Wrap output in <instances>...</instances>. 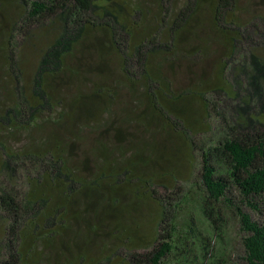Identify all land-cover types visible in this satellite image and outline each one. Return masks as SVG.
<instances>
[{
	"label": "trees",
	"instance_id": "1",
	"mask_svg": "<svg viewBox=\"0 0 264 264\" xmlns=\"http://www.w3.org/2000/svg\"><path fill=\"white\" fill-rule=\"evenodd\" d=\"M100 1L0 0V264H85L90 250L105 264H163L186 245L188 236L181 242L171 232L169 227L178 228L172 211L156 195L158 187L169 188L155 178L159 170L128 167L133 155L149 166L148 141H139L144 132H163L175 157L188 151L190 167L200 151L204 217L217 236L227 234L233 218L245 233L240 264H264V219L251 215L264 211V119L255 125L250 114L241 119L239 112L245 103L257 106L259 86L250 89L252 75L244 78L239 68L264 36V0H185L179 8L175 0ZM70 14L84 22L66 36ZM201 14L208 22L199 18L200 27L191 26ZM9 20L15 25L8 35L3 24ZM42 27L51 34L39 43L35 33ZM16 29L24 34L22 54ZM185 30L195 42L182 41ZM177 43L179 56L202 61L214 52L225 63L224 71L216 68L218 60L206 71L222 80L208 86L198 105L188 98L172 101L193 83L174 82ZM78 48L87 51L83 63ZM66 65L70 80L58 74ZM230 94L235 103L226 100V111ZM181 108L193 109L191 121L179 117ZM213 115L221 117L225 133L206 148L196 138L209 131ZM169 163L163 175L178 180ZM128 174L142 181L125 189L121 182ZM148 205H155L151 232L141 218L134 226L135 210ZM226 256L208 255L203 264H228L233 257Z\"/></svg>",
	"mask_w": 264,
	"mask_h": 264
},
{
	"label": "rangeland",
	"instance_id": "2",
	"mask_svg": "<svg viewBox=\"0 0 264 264\" xmlns=\"http://www.w3.org/2000/svg\"><path fill=\"white\" fill-rule=\"evenodd\" d=\"M175 1H176V6H178L177 8L182 7L185 2V0H175ZM190 1L193 0H187V4H189ZM100 2L106 3L108 2V0H101ZM10 9L11 11H14L13 7H11ZM204 16L203 14L194 15L189 21V24L193 27H200L199 22L201 21V19L204 23L208 22V20L204 19ZM229 16L230 14L227 15V18ZM243 17L244 19H246L247 22L248 19L246 18V16ZM123 18L125 19L127 18V16H123ZM199 18L201 19L199 20ZM83 22L84 20L78 19L70 14L69 19H66L64 23L67 25V28H65V35L70 36L72 33L76 31V29L79 28L81 24H83ZM57 24L55 23L52 26L53 27L52 37L58 33L59 26ZM13 25H15V20H9L8 23L3 24V28L6 31L8 30V35ZM150 28H151L150 26L145 27V30L142 32V34H145ZM262 31H264V27L262 28ZM15 32H16V39L19 41V45H20L19 47L22 54V47H24L26 44L25 41L23 40L24 34L22 32H19L17 29L15 30ZM50 34H51L50 29L42 27L39 30H37L35 36L40 43L44 38H46L47 35ZM181 38L182 41L185 42L186 44H190L193 41L195 42V40L192 38V35L188 30H185L181 34ZM260 41L261 42H258V44H256L253 47L252 52L248 53V55L245 56L246 63H243L242 66L239 68V73H242V75H244V78H248L249 76L247 74L249 73L252 75L253 83L250 86V89L257 86H259L260 89L257 92L258 94V98H256L257 106L251 108L248 103H245L243 104L242 107L243 109L239 110L241 114L240 116L241 119H244V116L246 117L248 116V114H250L249 116H251V118L254 121H256L254 123L255 125H258L257 123L258 120L264 119V108H263L264 106H261L264 104V76H263L264 36H261ZM135 42L136 44H138L140 40H135ZM153 44H149L148 48H151ZM182 49H183L182 46L177 43L173 50V54L174 56H176L174 63L178 69V72L173 74L172 77L175 83L179 82L180 80L185 82H193V83L187 85L188 86L187 93L183 94L178 92L175 95V97L172 99V101L174 102L179 100L181 101L180 104H184L182 103V100L188 98L190 100L189 104L198 105L199 101L201 100L202 94L204 92H208L209 90L208 86L214 87L215 85H218L220 80H222V78L219 77L216 78L214 81L213 76L211 74L206 73V71L210 73L211 70L215 69L214 62L217 60H218L217 62L218 65L216 68H218V70L220 71L222 70L224 71L225 63L220 60L219 53H214V52L206 53L205 58H203L202 61L189 60V56L187 55L179 56L178 52H180ZM136 50H137L136 45L132 46V53H136ZM77 53L81 58L80 59L81 63H83L86 59L87 51L84 48H78ZM160 56L161 57L163 56L162 51ZM95 57L97 60L99 59L98 55ZM198 57L200 56L198 55ZM31 61L34 63L37 62V60L33 56H31ZM149 63H152V60H150ZM148 66L151 67L150 65ZM148 66L145 67L146 70L147 69L149 70ZM133 70L135 69L133 68ZM234 72H236L235 67H234ZM71 73L72 70L71 67H69V65H66L64 69H61L60 72H58V74H65L67 79H69L68 76ZM201 76L203 77V82L202 81L199 82ZM228 80H226L227 84H228ZM231 82L234 83L233 80H230V83ZM157 83H159L160 86H163V84H161V81ZM141 90H143V88H141ZM209 94H210L209 100L212 102L216 101V97H214L215 96L214 91H210ZM229 97H224L225 99L223 101V106L226 111L228 109L226 100L228 103H235V101H233L232 99L233 95L230 94ZM191 98L196 99L195 102H193ZM0 100L4 101V97L2 93L0 94ZM115 108H120V106H116ZM235 109L237 108L235 107ZM119 112L120 109L119 111L116 112L115 116L117 118L122 117V115L121 116L118 115ZM193 114H194L193 109L188 110L181 108L179 111V115H180L179 117L190 121H191L190 116L191 115L194 116ZM196 116L197 118H199V113H197ZM139 119L140 118H134L135 121H139ZM208 126L210 128H206V129H209V131H207L206 133H202L199 137L196 138V141L204 145V147L206 148H209L210 146L214 145L218 139L220 138L222 139V136L225 133L224 131L225 129L222 128L223 120L221 119V117H218L217 115H213L211 117ZM178 135L180 138L181 137L184 138V132L181 129L178 132ZM141 138H144L148 141V146L146 147V149L144 148V153L147 155L146 161L147 160L149 161L147 163L149 166L144 167L145 160L141 159L138 156L133 155L130 162L131 164H128V167H132L133 165L137 164L138 167L144 171L150 168H155L159 170L156 173L155 178L158 181L162 180L165 185H168L169 188L158 187L156 195L160 196L163 200H166L168 209L172 211L171 215L174 219L173 221L175 222V225L178 226V228L174 231L173 229H171V227H169V229L171 230L172 233L178 236L179 240L181 239V242H183L185 238L187 239V236L189 238V240H187L186 242L187 244L184 246L181 245L180 248L175 249L163 264H178L179 260L183 261L180 264H203L204 263L203 261H206L208 255L211 256L212 259L214 256H218V257L224 256L226 260H227L226 255H231L233 257V260L230 261V263L228 264H240L242 261L241 256L244 254L242 237L244 236L245 233L240 230V228L238 227V223H236V221L233 218H229L227 220V224H228V228L231 229H229L227 234L224 235L223 233L222 235L217 236L216 232H213V225L207 222L206 218L204 217L201 211V203H202V196L204 193V189L202 182L198 176V172L201 168L200 151L196 150L194 152V163L190 167V165L188 164V162L191 164L192 161V156L190 155V153L186 151L184 152V156H182L180 153L178 157H175L173 155V151L176 149V147L173 142H171L170 144L167 142V140L165 139V134L163 132H159V133L154 132L152 135L149 132H144L143 134H141L139 141L141 140ZM136 140H137V134L132 137V143L133 142L135 143ZM182 148L183 147L181 146L180 149ZM171 158L175 160V162L169 163V160ZM183 161L185 162L183 163ZM168 163L171 172L177 173L176 178L178 180H175L174 177L172 176L167 177L163 175V168ZM177 169L180 171H177ZM165 177H167V179ZM139 178H142V176H131L128 174L126 180L122 181L121 184L125 187V189H128L129 186L139 181H142ZM169 178L172 180H169ZM154 209H155V205L153 206L148 205L147 207L143 206V209L140 208V211L135 210V212L138 214V219L136 220L134 226L140 227L141 223L139 219L141 218V221L143 222V228L146 227L147 225V227L150 228V232H151L154 226V222H153L154 218L151 217V212L153 213ZM251 215L253 218L256 219H264V211L262 213L257 211L255 212L251 211ZM3 224L4 222H2V225ZM2 225L0 226V230H2ZM129 232H131V230H129ZM206 246L209 247V253H207L205 249ZM89 252L91 256L89 258V261L85 264H105V262L103 261L104 259L102 258L99 259L98 257H96V252L92 253L91 250ZM205 252H206V257L204 254ZM123 253L125 254V251ZM123 253L122 251L120 252V254L122 255ZM114 254L115 251L111 252L109 256ZM120 254H118L117 252V257L121 256ZM185 256L188 257V260H186Z\"/></svg>",
	"mask_w": 264,
	"mask_h": 264
}]
</instances>
